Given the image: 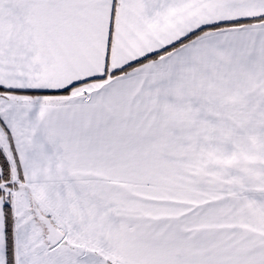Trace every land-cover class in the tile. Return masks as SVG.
Masks as SVG:
<instances>
[{"label": "snow or ice", "instance_id": "snow-or-ice-1", "mask_svg": "<svg viewBox=\"0 0 264 264\" xmlns=\"http://www.w3.org/2000/svg\"><path fill=\"white\" fill-rule=\"evenodd\" d=\"M0 264H264V0H0Z\"/></svg>", "mask_w": 264, "mask_h": 264}]
</instances>
